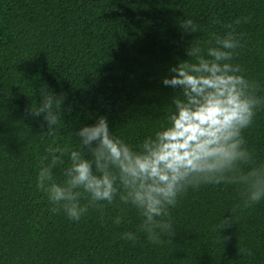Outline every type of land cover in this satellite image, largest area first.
Listing matches in <instances>:
<instances>
[{"label":"trees","instance_id":"obj_1","mask_svg":"<svg viewBox=\"0 0 264 264\" xmlns=\"http://www.w3.org/2000/svg\"><path fill=\"white\" fill-rule=\"evenodd\" d=\"M186 17L199 32L181 30ZM233 30V62L264 96V0H0V264H264V199L244 207L243 184L189 187L170 208L174 236L159 244L131 206L90 207L72 221L36 187L46 147H75L70 131L98 115L139 146L167 122L176 90L162 78L188 58L190 42L206 49L211 34ZM44 84L64 97L53 135L28 113ZM243 135L255 157L247 172L264 161V106ZM64 160L53 169L58 182ZM224 216L234 222L223 229ZM126 231L137 239H123Z\"/></svg>","mask_w":264,"mask_h":264},{"label":"clouds","instance_id":"obj_2","mask_svg":"<svg viewBox=\"0 0 264 264\" xmlns=\"http://www.w3.org/2000/svg\"><path fill=\"white\" fill-rule=\"evenodd\" d=\"M177 23L183 32L200 31L190 17ZM211 35L213 46L205 49L191 41L188 58L171 66L162 78L163 85L176 90L167 122L145 136L139 146L110 129L106 115H98L94 123L70 131L75 147H46L36 187L47 194L53 211L62 209L69 220L79 221L90 207L102 212L116 203L131 206L142 217L139 230L159 244L162 235L174 236L170 208L189 187L239 183L246 186L244 207L264 199V161L247 172L241 167L255 160L243 130L264 106V96L257 94V84L233 62L241 47L240 34L233 30ZM39 96L28 113L42 117L47 133L53 135L62 117L64 97L46 84L39 88ZM65 155L69 163L63 168L64 180L58 182L53 169L65 164ZM85 195L87 203L81 204ZM115 222L121 218L117 216ZM230 222L233 217L224 216L223 229ZM122 238L134 242L137 233L126 231Z\"/></svg>","mask_w":264,"mask_h":264}]
</instances>
